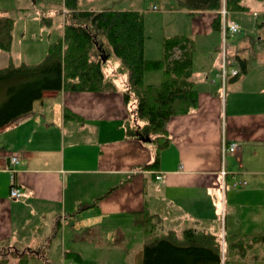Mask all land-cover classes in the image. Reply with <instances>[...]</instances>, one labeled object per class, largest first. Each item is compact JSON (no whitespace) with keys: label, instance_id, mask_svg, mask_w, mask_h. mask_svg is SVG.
Returning <instances> with one entry per match:
<instances>
[{"label":"crops","instance_id":"obj_1","mask_svg":"<svg viewBox=\"0 0 264 264\" xmlns=\"http://www.w3.org/2000/svg\"><path fill=\"white\" fill-rule=\"evenodd\" d=\"M79 1V11H141L135 0H111L108 6L94 0L88 8H80ZM176 2L166 10L179 14L184 24L173 35H186L194 42L197 105L166 124L169 145L161 151L156 171L143 168L153 160V147L131 135L134 120L123 99L125 87L116 82L118 76L114 91L46 93L33 103L31 112L0 128V257L9 264H15L23 251L31 252L29 264L37 251L49 250L52 241L58 243L60 264L66 263V252L78 254L80 264H130L127 257L132 256L134 264H141L136 257L142 256L143 235L132 218L144 208L158 217V233L204 231L223 238L227 245L264 231V29L258 27L259 14L247 0L248 11L229 13L241 33L224 42L227 64L241 68L243 61L245 68L222 86L214 76L221 65V33L211 28L216 13L190 14L176 10ZM2 3L0 13L16 23L25 16L27 22L33 21L30 14L41 9H34L41 0ZM65 13L63 7V22ZM252 13L257 16L248 26ZM33 14L39 26L26 40L28 29L23 26L24 53H19L20 43L14 58L10 51L0 50V68L9 62L39 63L48 45L62 37L63 22L54 32L44 26L41 12ZM34 31L45 32L47 41L31 45ZM160 53L158 49L152 56L144 42L145 58ZM161 80L160 72L144 75L146 85ZM65 113L77 119L66 118ZM222 137L227 143L241 144L225 158L224 233L218 175ZM14 154L19 157L14 173L19 199L9 195L8 157ZM235 179L245 185L233 188ZM84 203L93 206L80 211ZM39 237L43 241L37 242Z\"/></svg>","mask_w":264,"mask_h":264},{"label":"trees","instance_id":"obj_2","mask_svg":"<svg viewBox=\"0 0 264 264\" xmlns=\"http://www.w3.org/2000/svg\"><path fill=\"white\" fill-rule=\"evenodd\" d=\"M176 1V10L190 14L215 12L211 28L219 33L222 8L228 12L230 20L229 13L249 10L246 0ZM63 7L66 13L62 37L48 45L39 63L14 65L9 62L0 68V128L31 112L33 103L46 93L116 90L115 76L119 75L103 71L109 54L120 62L121 72L118 73L127 74L123 99L134 120L131 135L152 137L153 160L143 168L156 171L160 153L169 145L166 124L173 116L188 113L197 105L192 68L193 40L184 35L165 37L162 58L146 59L143 12L111 8L79 11L77 0H63ZM151 10L156 11V6ZM13 26L14 19L0 13L1 51H10ZM258 27L264 29V18ZM221 47H218L219 51ZM240 65L239 69L244 71L245 63L240 61ZM155 71L161 73V82L144 84V75ZM65 116L77 119L67 113ZM92 206V203H84L79 210ZM132 224L140 228L143 235L141 264H222L220 241L216 235L191 229L158 233V217L145 208L133 215ZM30 254L28 251L19 253L15 264H27L32 257ZM225 255L240 260H264V231L230 241L225 245ZM64 261L65 264H80L82 259L76 253L66 252ZM0 264H9V261L0 257Z\"/></svg>","mask_w":264,"mask_h":264},{"label":"rangeland","instance_id":"obj_3","mask_svg":"<svg viewBox=\"0 0 264 264\" xmlns=\"http://www.w3.org/2000/svg\"><path fill=\"white\" fill-rule=\"evenodd\" d=\"M94 1V0H80V8H84L85 6H93L90 5V3ZM133 1V0H132ZM137 1L136 4H140V8H141V12H143V21H144V31H145V41L147 42V44L150 47V52L152 54V56H154L156 54V52H158V49H161V55L160 57H153V58H149L150 60H158L160 58H162V40L165 37H170V36H174L173 34H175V32H177L178 30H182V28L184 27L183 21L181 16H179V14H175V16H173L174 14L170 13L167 14V10L169 9V5L172 4L174 5V1L175 0H135ZM3 0H0V4L2 5ZM111 0H103L101 1L99 4H102V6H108L110 5ZM248 6L252 11H256L259 16H258V23L261 22L263 20V15L264 14V0H247ZM3 6V5H2ZM36 6V8L34 9H40V11H32V14H30L31 19L33 21L27 22V17H23L22 21L20 23H16L14 20V26L12 29V44H11V48H10V52L12 57L14 58L16 53H18V43H20V51L19 53L23 54L24 53V49H23V45L24 42H21L20 39V34L23 33V26L27 25V32H25V34L27 35L24 39H29L30 37V33L33 32V30H36L35 28H37L39 26V22L38 19L35 17V15L33 14L34 12H41V16H43V21H45L44 26L45 25H49L51 26V31H59V29L62 27V22H63V16H62V9H63V5H62V0H41L40 4H36L34 5ZM98 6V5H95ZM122 6V5H121ZM152 6H156L158 10H156L155 12L151 10ZM124 7V6H122ZM88 8V7H85ZM88 10V9H87ZM31 13V11H30ZM38 14V13H36ZM26 15V14H25ZM178 16V17H177ZM257 15L255 13H252L249 15V22H248V26H250L252 24V20L253 17H256ZM29 17V18H30ZM47 19L49 21H47ZM43 21L41 20V23H43ZM47 21V22H46ZM15 29V31H14ZM14 32V34H13ZM41 36L38 37V36ZM186 36V35H184ZM258 36H261V32L258 33ZM34 41H32L30 44L31 45H38L39 43H45L47 41V36L45 34V32H42L41 34L38 33V31H34V37H33ZM229 38L226 39V42L228 41ZM20 41V42H19ZM221 52V50H220ZM176 55H179L178 51H175ZM226 55V54H225ZM220 63H222V58L223 55L222 53L220 54ZM148 59V58H146ZM227 60V58H226ZM119 62L116 58H114L113 56H109V59L106 60L105 65L103 66V71L105 74H111L113 72H115L116 74H120L117 72H121L119 71ZM221 68V65H220ZM219 68V70H220ZM117 70V72L115 71ZM219 70L216 72L218 73ZM158 72V71H155ZM214 73V74H216ZM213 74V75H214ZM159 75V74H156ZM126 73H121L117 79L116 82H118L120 87H125L126 85ZM157 84V83H155ZM124 90V88H123ZM149 139V142L151 143V139L152 137H142V139ZM225 213H226V209L224 207L223 204V216L220 220L221 225H222V229L221 232L224 233V227H225ZM43 241L41 239V237H39L37 239V242H41ZM220 244H222V240L219 239ZM58 246V243L55 241L51 242L50 245V249L49 250H40L37 251L38 255L37 257H34V259L32 261L29 262V264H60V257L58 254V250L55 246ZM224 254V259L222 258V253H221V259H222V264H235L236 262H240V261H244L243 264H264V260L263 258L257 259V260H249V259H245V260H240L237 259L236 257H230ZM134 256L132 257H127V260H131L130 264H134ZM137 260H141L142 262V256L140 257H136ZM259 262V263H258ZM114 264V263H112ZM240 264H242L240 262Z\"/></svg>","mask_w":264,"mask_h":264},{"label":"built area","instance_id":"obj_4","mask_svg":"<svg viewBox=\"0 0 264 264\" xmlns=\"http://www.w3.org/2000/svg\"><path fill=\"white\" fill-rule=\"evenodd\" d=\"M153 10L155 7L152 8ZM220 15H221V36H222V48H221V53L223 55L222 58V63H221V68L219 72L216 74V78L221 81L222 86L224 85L225 81L228 78H233L238 75V67H230L227 64V60L225 57V46L224 42L226 39L229 37H234L240 33V28L238 24L233 22L228 18V12L222 8L220 10ZM241 144L240 143H227L225 138L222 137L221 139V144H220V170H219V188L222 194V205H221V217L223 216V204H224V192L226 190V176H227V171L225 167V158L228 154H233L235 151H237L238 148H240ZM19 163V157L14 154L10 155L8 157V171L10 173V178H11V188H10V198L12 199H19L20 198V191L19 189L15 186V181H14V173H15V166L18 165ZM155 180H159L160 176H154ZM245 182L244 181H239V180H234L232 183L233 188H237L240 186H244ZM222 244H221V253H222V258L224 257V242L223 238H221Z\"/></svg>","mask_w":264,"mask_h":264},{"label":"water","instance_id":"obj_5","mask_svg":"<svg viewBox=\"0 0 264 264\" xmlns=\"http://www.w3.org/2000/svg\"><path fill=\"white\" fill-rule=\"evenodd\" d=\"M143 141L145 140V141H149V139H142Z\"/></svg>","mask_w":264,"mask_h":264}]
</instances>
